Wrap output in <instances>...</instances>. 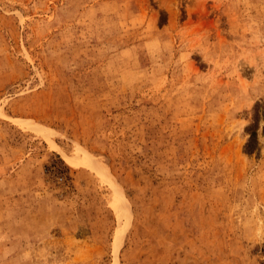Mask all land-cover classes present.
<instances>
[{
  "label": "rangeland",
  "instance_id": "1",
  "mask_svg": "<svg viewBox=\"0 0 264 264\" xmlns=\"http://www.w3.org/2000/svg\"><path fill=\"white\" fill-rule=\"evenodd\" d=\"M0 264H264V0H0Z\"/></svg>",
  "mask_w": 264,
  "mask_h": 264
},
{
  "label": "bare ground",
  "instance_id": "2",
  "mask_svg": "<svg viewBox=\"0 0 264 264\" xmlns=\"http://www.w3.org/2000/svg\"><path fill=\"white\" fill-rule=\"evenodd\" d=\"M66 159H67L68 162H70L72 164H77V163L81 162V161H79L77 159H69V158H66ZM84 164H86L85 161H84ZM87 164H90V163L88 162Z\"/></svg>",
  "mask_w": 264,
  "mask_h": 264
}]
</instances>
